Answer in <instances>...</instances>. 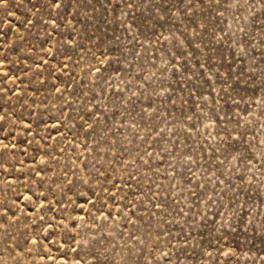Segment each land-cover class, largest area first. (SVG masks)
Listing matches in <instances>:
<instances>
[{"label": "rangeland", "instance_id": "rangeland-1", "mask_svg": "<svg viewBox=\"0 0 264 264\" xmlns=\"http://www.w3.org/2000/svg\"><path fill=\"white\" fill-rule=\"evenodd\" d=\"M0 264H264V0L0 2Z\"/></svg>", "mask_w": 264, "mask_h": 264}, {"label": "snow or ice", "instance_id": "snow-or-ice-1", "mask_svg": "<svg viewBox=\"0 0 264 264\" xmlns=\"http://www.w3.org/2000/svg\"><path fill=\"white\" fill-rule=\"evenodd\" d=\"M0 2H3V0H0ZM59 5H57V7H58Z\"/></svg>", "mask_w": 264, "mask_h": 264}]
</instances>
